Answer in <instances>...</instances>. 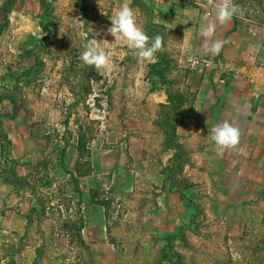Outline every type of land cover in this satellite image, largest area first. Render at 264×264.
<instances>
[{
    "label": "rangeland",
    "instance_id": "374dc122",
    "mask_svg": "<svg viewBox=\"0 0 264 264\" xmlns=\"http://www.w3.org/2000/svg\"><path fill=\"white\" fill-rule=\"evenodd\" d=\"M124 2L1 0L0 9L8 13L0 10V264H264V249H138L139 223L112 219L140 212L158 195L164 177L187 162L182 126L195 101L203 99L196 88L210 71L190 59L172 31L154 25L140 5L130 4L137 23L150 38H163L154 62L105 35L109 18ZM232 3L238 6L235 15L264 25V0ZM92 38L101 40L114 66L103 76L79 59ZM159 72L163 83L155 77ZM164 101L170 109H162ZM29 135L40 141L25 164L37 160L39 172L23 179L26 187L12 176L24 165L12 158V150ZM120 157H128L126 166L135 170L118 179L103 175L91 195L105 208L107 235L85 238L77 176L88 174L98 158L111 168ZM72 170L71 176H54ZM172 183L168 179L163 190ZM26 194L35 206L29 205L25 224L19 215ZM111 243L118 249H108Z\"/></svg>",
    "mask_w": 264,
    "mask_h": 264
},
{
    "label": "crops",
    "instance_id": "0c3cea01",
    "mask_svg": "<svg viewBox=\"0 0 264 264\" xmlns=\"http://www.w3.org/2000/svg\"><path fill=\"white\" fill-rule=\"evenodd\" d=\"M41 1L31 0L34 4ZM142 1L150 8L152 23L172 31L175 42L190 59L208 63L210 75H206L202 87L196 88L203 99L195 101L192 117L182 126L180 143L187 148L188 158L177 181L163 190L168 173L158 195L152 201L146 200L140 212L116 214L112 219L138 222L134 230L141 233V240L135 246L146 251L264 249V25L237 15L225 25L217 24L213 39L224 43L220 53L213 56L206 54L202 46L201 30L214 20V9L207 0ZM223 121L238 127L241 136L235 148L221 153L211 140L210 130ZM39 141L29 135L12 150V158L24 164L12 176L26 187L29 184L23 179L38 173L39 168L37 160L25 164L28 158L24 157L35 153ZM127 158L120 157L111 168L103 166L98 158L88 174L77 176L78 195L86 207L82 215L85 238L96 240L107 235L105 208L91 201V195L99 188L103 175L112 174L118 179L128 169L135 170L126 166ZM73 174L74 170L67 174L56 171L54 176ZM128 186L127 190H132L134 185ZM22 199L19 216L26 224L28 207H34L35 201L30 194ZM251 239V247H245ZM184 241L188 245L184 246ZM106 246L118 249L112 243Z\"/></svg>",
    "mask_w": 264,
    "mask_h": 264
},
{
    "label": "clouds",
    "instance_id": "9594fccd",
    "mask_svg": "<svg viewBox=\"0 0 264 264\" xmlns=\"http://www.w3.org/2000/svg\"><path fill=\"white\" fill-rule=\"evenodd\" d=\"M207 4L214 9V20H211L201 30L204 37L203 51L206 54L218 55L223 47V41L213 39L216 33L217 24L225 25L229 23L233 16L238 12V6L232 0H207ZM111 25L105 30V35H111L115 42H123L127 48L137 58L154 62L156 53L163 50V38L160 35L149 37L142 26L137 23L136 13L130 6V0L125 2L109 18ZM205 20L208 17L205 16ZM98 35V34H97ZM101 40L96 38L87 39L83 45L84 51L81 52L79 59L84 65L94 67L96 72L103 76L105 73L114 70L111 58ZM108 42L107 40H103ZM131 91V90H129ZM211 140L218 150L222 153L226 150L235 148L240 142V129L229 121H223L210 130Z\"/></svg>",
    "mask_w": 264,
    "mask_h": 264
},
{
    "label": "trees",
    "instance_id": "16d2710c",
    "mask_svg": "<svg viewBox=\"0 0 264 264\" xmlns=\"http://www.w3.org/2000/svg\"><path fill=\"white\" fill-rule=\"evenodd\" d=\"M133 5H140V6H142L143 8H145L147 11H150V8L148 7V5H147L146 3H144L143 1H142L141 4H139V1H138V0H134V1H133ZM2 11L7 15L8 11H7L6 8H3ZM155 77L158 78L162 83L164 82V76H163V74H162L161 72L157 73V74L155 75ZM161 107H162V109H164V110H168V109H170V106H169V105H166V104L162 105ZM164 125H165L164 127L166 128V127L168 126V123H164ZM176 147H177V148H180L179 145H176ZM176 158H177V156H176ZM177 160H178V158H177ZM178 162H179V160H178ZM176 169H177V172H176V173H173V174H170V175H169V179H170V180L172 179L173 184L177 181L178 176H179V175L181 174V172H182V165L178 164V166H176ZM173 184H172V185H173Z\"/></svg>",
    "mask_w": 264,
    "mask_h": 264
},
{
    "label": "built area",
    "instance_id": "2783aa9c",
    "mask_svg": "<svg viewBox=\"0 0 264 264\" xmlns=\"http://www.w3.org/2000/svg\"><path fill=\"white\" fill-rule=\"evenodd\" d=\"M204 65L208 66V63L204 62Z\"/></svg>",
    "mask_w": 264,
    "mask_h": 264
}]
</instances>
